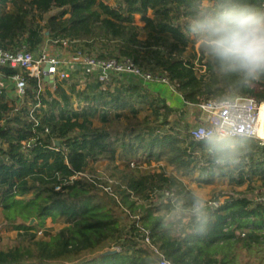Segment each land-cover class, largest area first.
I'll use <instances>...</instances> for the list:
<instances>
[{
  "label": "trees",
  "instance_id": "1",
  "mask_svg": "<svg viewBox=\"0 0 264 264\" xmlns=\"http://www.w3.org/2000/svg\"><path fill=\"white\" fill-rule=\"evenodd\" d=\"M252 2L260 7L264 4V0ZM188 3L0 0V47L34 50L43 35L75 41L77 47L112 41L116 54L100 58H127L144 69L150 57L159 58L156 65L188 107L206 101L209 80V68L199 50L197 58L194 53L190 60L182 57L194 48L181 31ZM52 10L57 12L45 20L47 34L41 35L42 27L36 21ZM136 16L142 25L136 23ZM110 86L102 89L93 81L76 89L72 84L69 94L56 86L54 93L60 91L64 102L73 95L80 104L73 108L65 102L55 115L52 111L36 113L39 125L33 128L25 119L26 106L14 111L0 94V216L12 230L32 233L9 248H0V264H144L151 259L148 253L154 254L152 248L174 264H237L243 252L247 255L264 247V201L249 196L259 186L256 182L264 188V142L248 139L251 151L247 162L219 175L228 178L233 187L247 184V188L241 196L232 193L214 206L203 237L166 239L157 228L155 209L159 192L170 187L169 179L127 165L136 159L139 163L165 161L183 173L196 155L207 161L206 157L188 129H164L173 110L162 100L151 108L143 86L122 82ZM35 88V79L29 78L26 92L31 98ZM242 97L264 103V81L247 88ZM49 104L52 108L53 103ZM143 104L151 109L149 115L141 116ZM97 115L102 124L99 128L92 126ZM53 139L62 141V149L53 148ZM25 140L33 142L27 152L22 150ZM136 154L142 157L134 158ZM116 157L125 169L117 171L113 166ZM102 160L113 167L111 177L119 181L111 195H100L84 180H68L83 173L90 161ZM201 172L214 175L205 167ZM32 218L35 223L29 227L26 223ZM48 218L53 222L63 219V227L36 239L35 233ZM146 234L150 245L143 242ZM113 249L117 252L98 256Z\"/></svg>",
  "mask_w": 264,
  "mask_h": 264
},
{
  "label": "clouds",
  "instance_id": "2",
  "mask_svg": "<svg viewBox=\"0 0 264 264\" xmlns=\"http://www.w3.org/2000/svg\"><path fill=\"white\" fill-rule=\"evenodd\" d=\"M182 33L207 62L206 109L191 126L209 170L231 172L247 162L251 151L242 130L244 91L264 81V7L252 0H189ZM155 220L169 240L203 237L212 221L214 202L205 186H172L158 194ZM144 264H172L164 254Z\"/></svg>",
  "mask_w": 264,
  "mask_h": 264
},
{
  "label": "rangeland",
  "instance_id": "3",
  "mask_svg": "<svg viewBox=\"0 0 264 264\" xmlns=\"http://www.w3.org/2000/svg\"><path fill=\"white\" fill-rule=\"evenodd\" d=\"M109 4L113 5V2H110ZM57 11L52 10L45 14L43 18H39L38 21H36V24L40 27H42V32H45V29L43 28V25L46 23L45 20L55 14ZM148 15L152 16L151 12H148ZM135 21L138 25H142L139 22V17H135ZM44 34H47L45 32ZM42 43L38 45L37 47H43L49 54L55 55L61 58H66L67 56H73V53L76 51L77 48L76 43H69L68 39H49L45 35L42 36ZM34 43V41H32ZM29 46V45H28ZM30 46L31 43H30ZM115 43L110 42H97V43H89L85 47L86 53L93 55H105L107 56H113L116 54V49H114ZM35 50V49H34ZM198 55V49L194 46L193 49H187L183 54V59H191L190 55L192 54ZM159 58L150 57L149 60V66H146L145 70L147 72H150L153 75H161L162 72L158 65H156V60ZM196 63V62H195ZM196 67H199V63H196ZM199 73H202L200 71ZM93 77L91 76H85L82 74H78V76H72L71 74L68 76V79L65 83L60 81H55L54 83L50 82H44L43 79H41V85L42 89L46 92V95H43V92L41 91V97L40 102L42 104H46V111H52V115L58 114L61 111V105L65 103L68 106L73 105L74 107H77V98L76 96H70L69 101L64 102V97L60 93V91L53 92L52 88L54 85L58 87V89H63L65 94L70 93V86L72 84H75L76 89H84V83H91L93 82ZM122 83H134L135 84L136 79L130 78V77H124ZM121 83V82H120ZM111 85V84H110ZM111 87V86H110ZM145 90V88H142ZM144 92V91H143ZM145 95L148 100V104H150L151 108L156 105H161V99H159L155 94L148 93L145 90ZM144 95V96H145ZM13 96V94H12ZM48 101H51L53 103V107L51 108ZM163 101V100H162ZM148 104H143L141 108H143L142 114L149 115L151 112V109H148ZM15 103L10 101L9 107L14 109ZM107 110V109H106ZM43 112V109H42ZM197 110L194 107H187L186 110H181L179 112H174L169 117V124L167 126H164V129H169L172 127L173 129H176L178 131H183L186 129H191L192 124L195 121L197 114ZM109 117L112 116L111 112H108ZM154 116H152V119ZM92 126L93 127H101L102 124L100 123V118L95 116V118L92 120ZM134 158H141L142 156H139L138 154L133 156ZM113 166L117 167V171H121L125 169L126 166H123L117 159V157L114 160ZM128 169H140L143 171H150L155 174H159L164 177V179H169L170 181V187L172 186H184L187 188L191 184H198L201 186H205L208 190V192L211 194L212 200L214 203L222 204L228 197H231L232 193L235 195L241 196L244 194V191L246 190V185L244 184L240 187H233V185L229 182L228 178L221 177L219 175H206L201 172V168L205 167L209 170L207 161H205L204 158H200L199 155H196L194 159L192 160L190 164V169L182 172H176L174 169H172L171 166H169L165 161H153L148 160L147 163H139V161L136 159L132 163H128L127 165ZM114 173L113 167L109 166V163L106 160L102 161H90L83 173H81L76 179L84 180L89 185H92V188L99 193L100 195H111L117 187H119V181L114 177H111V175ZM116 173V171H115ZM118 173V172H117ZM114 175V174H113ZM259 186L253 190L252 193L249 194V196L252 197L255 201H264V188L260 186L261 184L259 182H256ZM157 195V194H156ZM150 198L154 199L156 201L157 197L154 194H151ZM142 203H145L146 200H142ZM11 206H8L7 209H9ZM1 211V208H0ZM63 219L57 220L56 222H53L50 218L46 219L44 221V225L42 228H39L38 231L35 233L36 239L44 238V234H55L63 227ZM32 235V233L24 234L22 232H18L16 230H12L7 226V224L3 221L2 217L0 216V248L6 249L9 248L16 243L20 242L21 240L25 238H29ZM237 264H264V247H259L258 249H255L251 251L250 253H242V255H239L237 257Z\"/></svg>",
  "mask_w": 264,
  "mask_h": 264
},
{
  "label": "built area",
  "instance_id": "4",
  "mask_svg": "<svg viewBox=\"0 0 264 264\" xmlns=\"http://www.w3.org/2000/svg\"><path fill=\"white\" fill-rule=\"evenodd\" d=\"M262 6L264 7V4ZM69 43L77 44L75 41H69ZM81 47L78 46L75 49L73 56H68L64 59L49 54L42 46L36 50H28L23 47L15 51L4 50L0 47V80L8 79L12 84L13 102L16 105L13 110L19 111L26 106L27 114L25 119L28 122V127L38 126L39 122L36 113L42 112V109L44 112L46 109V104L40 102L41 91L43 95H46L41 85V79L46 75L51 76L50 83H54L56 80L65 83L72 72L79 71L85 76L93 77L94 82L102 89L107 88L110 84L112 85L111 87L119 86L120 82H124V77H130L143 83L166 85L174 91L163 73L161 75H153L139 65L134 64L131 59L100 58L97 55L87 54L85 47ZM29 78L35 79L36 83L32 98L26 92ZM85 85L86 83H84V87ZM55 89L56 85L53 86L52 93ZM48 102L50 103L51 101ZM240 103L243 120L242 130L248 133V139L262 140L258 137V131L260 128L259 113L263 103H257L254 99L246 97H242ZM79 104L80 102L77 101L76 106ZM188 107H194L199 115L201 111L206 109L207 105L206 101H203L196 105L189 104ZM44 133H48L47 128L44 129ZM189 134L192 137L190 129ZM31 143L33 142L29 140L22 141V150L27 152ZM80 174L71 176L68 180L73 181ZM58 189L59 187H56V190ZM214 206H217V204L214 203ZM143 242L150 245L147 234ZM152 251L156 255L161 254L155 248H152ZM172 264L174 263L172 262Z\"/></svg>",
  "mask_w": 264,
  "mask_h": 264
},
{
  "label": "crops",
  "instance_id": "5",
  "mask_svg": "<svg viewBox=\"0 0 264 264\" xmlns=\"http://www.w3.org/2000/svg\"><path fill=\"white\" fill-rule=\"evenodd\" d=\"M36 50V49H35ZM68 57V56H67ZM73 69V67H72ZM72 76H78L80 74L79 71L72 72ZM135 79V78H133ZM134 84V83H133ZM135 84H138V86H143L148 93H154L155 96L163 100L165 104H167L171 109L173 110V113L179 112L181 110H186L187 106L184 104L182 98L177 94L175 91L171 90L168 86L157 84V83H151V87H147V83H143L136 79ZM149 85V84H148ZM142 87V88H143ZM12 84L8 79H2L0 80V94L5 98L6 101H12L13 99V92H12ZM45 104V103H44ZM197 118V116H196ZM195 118V120H196Z\"/></svg>",
  "mask_w": 264,
  "mask_h": 264
},
{
  "label": "water",
  "instance_id": "6",
  "mask_svg": "<svg viewBox=\"0 0 264 264\" xmlns=\"http://www.w3.org/2000/svg\"><path fill=\"white\" fill-rule=\"evenodd\" d=\"M46 70V68H45ZM43 81L44 82H51V76H44L43 77ZM262 141L264 142V139H262ZM52 145L58 149H62V141L59 140V139H53L52 140ZM35 223V220L32 218L30 219V221L28 223H26L27 226L31 227L33 226ZM117 250L116 249H113V250H109V251H105L104 253L102 254H99L98 256H102V255H107V254H113V253H116Z\"/></svg>",
  "mask_w": 264,
  "mask_h": 264
},
{
  "label": "bare ground",
  "instance_id": "7",
  "mask_svg": "<svg viewBox=\"0 0 264 264\" xmlns=\"http://www.w3.org/2000/svg\"><path fill=\"white\" fill-rule=\"evenodd\" d=\"M259 116H260V128L258 131V137L264 139V103L261 105Z\"/></svg>",
  "mask_w": 264,
  "mask_h": 264
}]
</instances>
